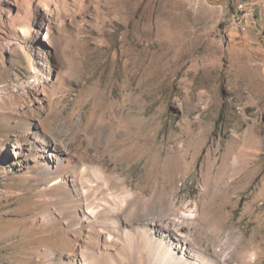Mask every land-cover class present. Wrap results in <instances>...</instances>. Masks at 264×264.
Here are the masks:
<instances>
[{
	"label": "rangeland",
	"instance_id": "obj_1",
	"mask_svg": "<svg viewBox=\"0 0 264 264\" xmlns=\"http://www.w3.org/2000/svg\"><path fill=\"white\" fill-rule=\"evenodd\" d=\"M156 222L264 264V0H0V264H133Z\"/></svg>",
	"mask_w": 264,
	"mask_h": 264
},
{
	"label": "bare ground",
	"instance_id": "obj_2",
	"mask_svg": "<svg viewBox=\"0 0 264 264\" xmlns=\"http://www.w3.org/2000/svg\"><path fill=\"white\" fill-rule=\"evenodd\" d=\"M93 209V208H92ZM100 219V218H98ZM101 227H106V221L100 219L95 221ZM155 224H150L143 230L142 236L137 244L133 239L128 241L130 248L139 245L140 251L135 252L133 264H188L183 256H175L178 246L181 243L190 244L191 238L183 233V228L171 225L160 224L155 228ZM172 230V232H171ZM188 247V246H187ZM202 262V261H201ZM198 264H204V263Z\"/></svg>",
	"mask_w": 264,
	"mask_h": 264
}]
</instances>
